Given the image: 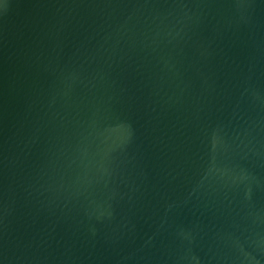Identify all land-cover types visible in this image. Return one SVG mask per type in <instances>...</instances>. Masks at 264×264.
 <instances>
[{
    "label": "water",
    "instance_id": "water-1",
    "mask_svg": "<svg viewBox=\"0 0 264 264\" xmlns=\"http://www.w3.org/2000/svg\"><path fill=\"white\" fill-rule=\"evenodd\" d=\"M0 264H264V0H0Z\"/></svg>",
    "mask_w": 264,
    "mask_h": 264
}]
</instances>
